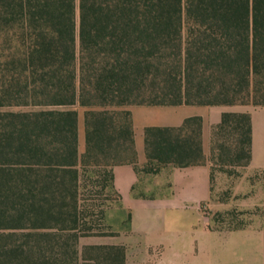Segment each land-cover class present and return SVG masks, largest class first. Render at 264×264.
Listing matches in <instances>:
<instances>
[{
    "label": "trees",
    "instance_id": "1",
    "mask_svg": "<svg viewBox=\"0 0 264 264\" xmlns=\"http://www.w3.org/2000/svg\"><path fill=\"white\" fill-rule=\"evenodd\" d=\"M238 105L264 108V0H0V264H125V245L80 249L119 236L87 173L106 190L116 166L209 161L214 182L253 158L251 114L224 112L209 158L190 116L145 129L139 168L130 108Z\"/></svg>",
    "mask_w": 264,
    "mask_h": 264
},
{
    "label": "crops",
    "instance_id": "2",
    "mask_svg": "<svg viewBox=\"0 0 264 264\" xmlns=\"http://www.w3.org/2000/svg\"><path fill=\"white\" fill-rule=\"evenodd\" d=\"M156 107L174 108L169 106ZM190 107H219L222 108V111L215 115L212 120H208L205 114L191 111L185 116L174 120L142 124L139 122V109L152 107L134 106L130 108L136 134L137 167L144 168L148 163L145 150V129L147 127H177L181 126L185 119L190 116H202L204 119L203 147L205 155L209 158L211 155L212 127L221 122L223 113L248 112L252 116L253 123V158L251 164L246 167L244 176L248 178L255 173L264 171V124L262 121L257 129L255 118L252 115L253 108L263 107L252 105ZM80 143L81 149L85 150V133L84 140L80 134ZM113 172L114 189L124 200L122 211L132 215L130 235L125 236L123 239V236L105 237L97 243L128 244L125 264H220L218 262H223L222 264H264V227L261 228V224L258 226V219L256 220V218L254 224L249 225L247 228L244 227L238 231L228 233L237 235V241L240 244L247 241L255 243L259 248L257 253L247 255L245 253H222L215 255L176 251V246L180 242V234L171 232V228H174L179 219L175 213L180 212L183 214L188 210H192L194 218L200 223L202 222L201 206L203 204L210 205L213 182L211 181L212 170L209 161L206 165L187 168L168 165L163 167L159 174L137 173L135 165L131 164L116 166ZM140 185L141 189L138 188ZM154 191L156 192L154 197L144 196V193ZM237 193H240V188L235 190V194ZM257 203L258 201L251 196L241 204L243 207H239L249 210L256 207ZM180 218H182V215H180ZM135 245H138V249L134 251L131 246ZM158 247L162 248V252H152V249Z\"/></svg>",
    "mask_w": 264,
    "mask_h": 264
},
{
    "label": "rangeland",
    "instance_id": "3",
    "mask_svg": "<svg viewBox=\"0 0 264 264\" xmlns=\"http://www.w3.org/2000/svg\"><path fill=\"white\" fill-rule=\"evenodd\" d=\"M139 110V122L145 124L174 120L185 116L191 111L205 114L208 120H212L215 115L222 111V108L181 106L174 108L152 107ZM79 112L80 133L84 140L85 110L80 109ZM252 115L255 118L258 129L262 121L264 124V109L253 108ZM80 152H84V149H81V143ZM238 169L239 171L237 172L240 175L216 171L213 191L209 201L210 205L203 204L201 206L202 222L198 223L196 221L194 214L191 212L192 210H188V212L183 214L180 212L175 213L179 219L177 226L175 225L174 228H171V232L180 234V242L176 246V251L215 255L222 253H245L247 255L259 251L258 246L252 241L240 244L237 241V235L228 233L238 231L244 227L247 228L249 225L254 224L255 218L256 220L258 219V226L261 224V228L264 227V171L245 178L246 168ZM100 180L99 176L93 172H89L83 177L81 191L83 197L87 199L85 204H91L92 208H95L97 212L103 210V223L108 226L106 230L119 233V236H123V239L125 236L130 235L131 221H129V218L132 215L122 211L124 200L115 189L109 187L103 190ZM85 185H87L86 188ZM138 188L141 189V185ZM237 188H240V193L235 194ZM155 193V191L144 193V196L154 197ZM251 196L258 201L256 207L249 210L240 208L239 206H242L241 204ZM180 215H182V218H180ZM102 238L104 239L105 237L83 238L80 242V249L82 250L85 245L89 244H104L97 243ZM123 245L127 249L129 248L128 244L123 243ZM131 247L134 248V251L138 249V245ZM152 252L160 253L162 248H154ZM218 263L222 264L223 262Z\"/></svg>",
    "mask_w": 264,
    "mask_h": 264
}]
</instances>
